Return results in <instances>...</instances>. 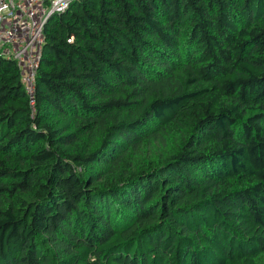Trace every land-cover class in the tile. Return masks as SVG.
<instances>
[{"label": "trees", "instance_id": "16d2710c", "mask_svg": "<svg viewBox=\"0 0 264 264\" xmlns=\"http://www.w3.org/2000/svg\"><path fill=\"white\" fill-rule=\"evenodd\" d=\"M0 264H264V0H75L33 106L0 55Z\"/></svg>", "mask_w": 264, "mask_h": 264}, {"label": "built area", "instance_id": "2783aa9c", "mask_svg": "<svg viewBox=\"0 0 264 264\" xmlns=\"http://www.w3.org/2000/svg\"><path fill=\"white\" fill-rule=\"evenodd\" d=\"M73 1L0 0V55L15 61L31 106L45 24L52 14L65 11Z\"/></svg>", "mask_w": 264, "mask_h": 264}]
</instances>
